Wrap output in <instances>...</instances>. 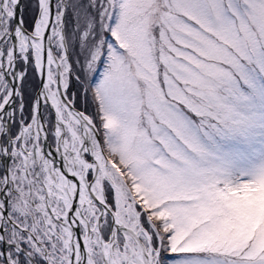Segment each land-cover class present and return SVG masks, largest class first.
<instances>
[{
  "label": "snow or ice",
  "instance_id": "snow-or-ice-1",
  "mask_svg": "<svg viewBox=\"0 0 264 264\" xmlns=\"http://www.w3.org/2000/svg\"><path fill=\"white\" fill-rule=\"evenodd\" d=\"M0 264H264V0H0Z\"/></svg>",
  "mask_w": 264,
  "mask_h": 264
},
{
  "label": "rangeland",
  "instance_id": "rangeland-1",
  "mask_svg": "<svg viewBox=\"0 0 264 264\" xmlns=\"http://www.w3.org/2000/svg\"><path fill=\"white\" fill-rule=\"evenodd\" d=\"M90 111H92V110H94V108H92V107H90V109H89Z\"/></svg>",
  "mask_w": 264,
  "mask_h": 264
}]
</instances>
